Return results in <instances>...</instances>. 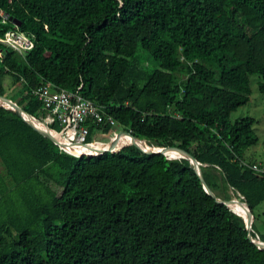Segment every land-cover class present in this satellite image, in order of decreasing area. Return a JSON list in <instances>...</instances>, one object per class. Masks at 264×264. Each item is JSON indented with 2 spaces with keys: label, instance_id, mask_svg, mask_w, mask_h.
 Masks as SVG:
<instances>
[{
  "label": "trees",
  "instance_id": "obj_1",
  "mask_svg": "<svg viewBox=\"0 0 264 264\" xmlns=\"http://www.w3.org/2000/svg\"><path fill=\"white\" fill-rule=\"evenodd\" d=\"M0 9V36L17 24L34 39L23 53L0 43V95L39 118L33 89L81 84L134 137L220 170L251 212L264 199V173L241 162L254 119L230 120L249 100L250 75L264 93V0H0ZM113 127L91 124L87 141ZM67 151L0 105V264H264L242 217L204 190L188 159L132 144Z\"/></svg>",
  "mask_w": 264,
  "mask_h": 264
},
{
  "label": "built area",
  "instance_id": "obj_2",
  "mask_svg": "<svg viewBox=\"0 0 264 264\" xmlns=\"http://www.w3.org/2000/svg\"><path fill=\"white\" fill-rule=\"evenodd\" d=\"M0 15L2 16L0 21L4 22L6 18L1 9ZM0 43L7 48L23 53L33 47L34 39L32 36L19 30L17 24H14L12 28L6 30L0 36ZM1 53L2 50L0 49ZM80 89L81 84L75 90H69L57 87L51 82H47L33 89L32 94L42 104V112L37 119L72 145H88L92 142H98L94 138L96 136L99 138L112 136L114 138L117 133L114 130L109 133L98 130L93 134L91 141H87L91 124L109 123L115 125L116 121L112 116L104 112V106L102 104L84 97L80 93ZM53 125H56L58 128H52ZM57 147L62 151L68 152L64 146L58 145ZM97 153H87L84 150L83 153H79L78 155H92ZM241 162L258 174L264 173V165L259 163L248 165L245 161Z\"/></svg>",
  "mask_w": 264,
  "mask_h": 264
},
{
  "label": "rangeland",
  "instance_id": "obj_3",
  "mask_svg": "<svg viewBox=\"0 0 264 264\" xmlns=\"http://www.w3.org/2000/svg\"><path fill=\"white\" fill-rule=\"evenodd\" d=\"M260 80V76L258 74L250 75V88L251 93L249 95V100L247 103L239 106L230 114V120L234 121L241 117H251L254 119L253 128V136L256 138V142L252 145H249L245 148L242 158L243 160H251L254 163H259L264 165V93L260 92L258 89V81ZM4 84L6 86V93L10 95H14L15 88L14 86L9 85V77H4ZM113 130L115 132H119L124 130L120 125H114ZM127 134L122 133L116 137V139H120V142L123 138H125ZM98 142L95 143H107L110 144L112 141V136L107 137H94ZM116 141V143H118ZM111 146V145H110ZM80 148H84V146H80ZM204 165L203 167H206ZM209 171L210 177L216 183L215 193L220 196L222 199L234 198L238 200L237 195L233 188H231L224 174L213 167L205 168ZM239 210V209H238ZM240 211V210H239ZM243 213V212H242ZM253 216V230L259 235H264V199L256 204L252 209Z\"/></svg>",
  "mask_w": 264,
  "mask_h": 264
},
{
  "label": "water",
  "instance_id": "obj_4",
  "mask_svg": "<svg viewBox=\"0 0 264 264\" xmlns=\"http://www.w3.org/2000/svg\"><path fill=\"white\" fill-rule=\"evenodd\" d=\"M0 105L5 107V108H9V109L13 110L14 112H16L26 123H28L32 128H34L36 131H38L43 136H45L47 139H49L56 146H58V145L59 146H63V144L51 133V130L49 129V127H47L46 125H45V128L41 127L37 123L39 121L37 118H35L34 116H32L29 113H27L26 111H24L11 98L7 97L6 95H0ZM122 133H125V134L129 135L132 138V141H131L130 144L136 146L137 148H139L141 151H143L145 153L157 152V153H162V154L166 155L168 158H177L178 157V158H186V159H188V161L192 165L193 169L195 170L196 174L198 175L204 190L209 195L213 196L216 201L225 204L229 208H230L231 204H235L236 203V199H234V198L222 199V198L216 197L214 192L207 185V183L204 180V177L202 175L201 165H207V164L199 162L191 153H189L188 151H186V150H184L182 148H179L177 146H162V147L149 146V147L143 148L138 143H136V139H138L140 141H144V140L134 137L133 135H131L129 132H127L125 130H121L118 133H116L115 137L112 139L111 148L101 149L99 151V153L104 152V151H114L113 147L115 146V143H116L115 139H116V137L118 135H120ZM169 152H176L177 156L167 155ZM234 191L240 196V199H241L240 200V204H244L246 209H245V213L244 214H241L240 212H238L236 210H232V212L237 214L238 216L242 217V219H243V221L245 223V227H246V230H247L248 238L257 247L264 249V240L260 239L258 234L253 230V227H252L253 216H252V212H251V209H250L248 203L246 202L244 196L241 193H239L236 189H234Z\"/></svg>",
  "mask_w": 264,
  "mask_h": 264
},
{
  "label": "bare ground",
  "instance_id": "obj_5",
  "mask_svg": "<svg viewBox=\"0 0 264 264\" xmlns=\"http://www.w3.org/2000/svg\"><path fill=\"white\" fill-rule=\"evenodd\" d=\"M41 127H44L45 128V125H44V123L43 122H40V121H38L37 122ZM51 133L63 144V146H64V148L65 149H67V150H69V151H71V152H73V153H75V154H79V153H83V149H81L80 148V146H91V145H93L94 143H91V144H88V145H72V144H70V143H68V142H66L65 141V139L62 137V136H60L58 133H55L54 131H51ZM131 141H132V138L129 136V137H125V138H123L120 142H118L117 143V145H115L114 147H113V150H116V149H118V148H120L121 146H123V145H127V144H130L131 143ZM136 143H138L140 146H142V147H149V145H147V143L145 142V141H140V140H138V139H136ZM97 144V146L96 147H94V148H96L95 149V151H93V152H91V150L92 149H94V148H92V149H90V150H86L85 149V151L87 152V153H97L98 151H100L101 149H108V148H111V146H108V144H106V143H96ZM99 146V147H98ZM91 147H93V146H91ZM168 155V154H167ZM169 155H173V156H177V153L176 152H173V153H170ZM230 208H233L234 210H236V211H238V212H240L241 214H244L245 213V207H243L241 204H239L238 202H236L235 204H231L230 205ZM240 211H239V210ZM243 212V213H242Z\"/></svg>",
  "mask_w": 264,
  "mask_h": 264
},
{
  "label": "crops",
  "instance_id": "obj_6",
  "mask_svg": "<svg viewBox=\"0 0 264 264\" xmlns=\"http://www.w3.org/2000/svg\"><path fill=\"white\" fill-rule=\"evenodd\" d=\"M120 139H115V141H119ZM92 143H95V142H92ZM107 144V143H106ZM111 145V143L110 144H108V146H110Z\"/></svg>",
  "mask_w": 264,
  "mask_h": 264
}]
</instances>
